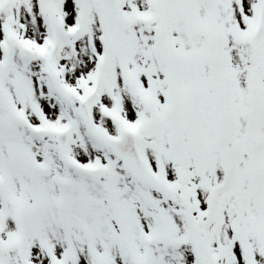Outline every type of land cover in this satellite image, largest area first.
Listing matches in <instances>:
<instances>
[{
	"label": "snow or ice",
	"instance_id": "snow-or-ice-1",
	"mask_svg": "<svg viewBox=\"0 0 264 264\" xmlns=\"http://www.w3.org/2000/svg\"><path fill=\"white\" fill-rule=\"evenodd\" d=\"M0 264H264V0H0Z\"/></svg>",
	"mask_w": 264,
	"mask_h": 264
}]
</instances>
